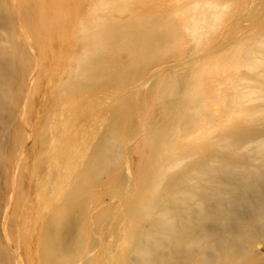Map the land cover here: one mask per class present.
Masks as SVG:
<instances>
[{
  "label": "bare ground",
  "instance_id": "obj_1",
  "mask_svg": "<svg viewBox=\"0 0 264 264\" xmlns=\"http://www.w3.org/2000/svg\"><path fill=\"white\" fill-rule=\"evenodd\" d=\"M225 1L0 0V264H264V0Z\"/></svg>",
  "mask_w": 264,
  "mask_h": 264
},
{
  "label": "rangeland",
  "instance_id": "obj_2",
  "mask_svg": "<svg viewBox=\"0 0 264 264\" xmlns=\"http://www.w3.org/2000/svg\"><path fill=\"white\" fill-rule=\"evenodd\" d=\"M238 5H239V3H238ZM237 6V2L235 1V0H226L225 1V4H224V9H223V11L227 14V13H229L232 9H233V7H236ZM233 19H230V18H224L223 19V21L222 22H226V23H229V22H231ZM221 29V28H220ZM222 29H224V28H222ZM84 115V114H83ZM88 120V121H87ZM87 120L85 121V122H87V123H90V121H89V117H87Z\"/></svg>",
  "mask_w": 264,
  "mask_h": 264
}]
</instances>
